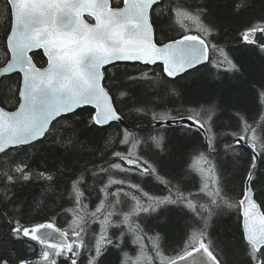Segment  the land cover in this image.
Instances as JSON below:
<instances>
[{
	"label": "snow or ice",
	"instance_id": "1",
	"mask_svg": "<svg viewBox=\"0 0 264 264\" xmlns=\"http://www.w3.org/2000/svg\"><path fill=\"white\" fill-rule=\"evenodd\" d=\"M0 4V264H142L144 228L159 220L161 209L177 213L191 231L171 255L161 250L159 233L150 238L156 255L149 264L157 258L160 264H264V120L250 122L246 115L250 104L264 109V74L258 86L251 82V96L165 107L184 95L180 81L202 69L243 76V66L218 42L219 25L203 0H122V7H113L112 0ZM248 6L249 0H240L235 11ZM85 14L95 23L86 22ZM235 45L264 63V17L245 27ZM34 50H42L46 67L38 65ZM129 63L144 67L125 73V82L112 70ZM142 84L154 89L155 99L135 94ZM61 120L72 129L67 135L66 129L56 131ZM161 129L191 137L178 171L161 169ZM86 133L108 134L98 160L79 169L67 163L34 168L35 156L70 152L72 137ZM242 157L248 159L241 171ZM89 175L103 194L94 210L81 190ZM229 175L240 176L235 198ZM37 181L46 182L41 196L27 204L16 190ZM156 185L167 194L146 190ZM48 192L54 197L45 199ZM125 198L133 201L128 211ZM233 207L242 209L243 221L229 254L211 239L210 229L215 217ZM169 227L170 219L156 225ZM130 243L139 247L137 254Z\"/></svg>",
	"mask_w": 264,
	"mask_h": 264
},
{
	"label": "trees",
	"instance_id": "2",
	"mask_svg": "<svg viewBox=\"0 0 264 264\" xmlns=\"http://www.w3.org/2000/svg\"><path fill=\"white\" fill-rule=\"evenodd\" d=\"M201 0H185V3H200ZM206 5L211 18H214L220 28V40L218 41L221 45L225 46V50L234 59V62L243 66V76L239 73L236 74L235 78H232V74H225L223 72L216 75V70L202 69L201 72L196 73L195 76L187 77L185 80L180 81V85H184V95L182 98L172 97L166 108L175 110L181 106H199L200 104H206L210 101L219 100L220 98L229 99L237 97L240 95L251 96L253 84L251 82L255 81L256 86L262 82V74H264V63L259 60L256 55L251 51H243L238 49L235 45V41L239 38V34L243 31L245 27L251 26L252 24H258L261 22V18L264 17V0H249V6L247 9L241 10L239 13L235 11V3H240V0H203ZM120 0H112V6H120ZM3 11V5L0 4V12ZM204 22L207 23L206 18ZM193 31L195 29L193 28ZM36 55V62L39 66H45V59L41 53H34ZM216 58L219 54H215ZM4 51L0 50V61L3 60ZM141 65L128 64L125 67L123 64L113 68L118 79L127 82V77L125 73H136L137 68H143ZM156 67V66H154ZM162 71V69H159ZM112 75V72L109 73ZM159 80V77H156ZM167 79V78H165ZM171 87V86H169ZM177 90L180 91V86L177 85ZM135 94L145 100L155 99L152 96L154 89L149 87L148 84H142L133 89ZM148 107H151L149 104ZM159 111V109H157ZM127 115V112H125ZM250 122L253 119L264 120V109L250 104L248 106V112L246 113ZM150 119V114H149ZM129 128H133L135 125L128 122ZM62 129L67 131L64 133L67 135L72 129L68 128L63 120L57 125V132H61ZM111 135H116L115 129L109 130ZM139 132L140 130L137 129ZM161 132L165 133V144L166 153H162V160L160 161V166L163 172H175L179 170V166L182 160V152L185 150L186 144L191 139V137H186L184 133L179 129H161ZM108 138V134L96 133H86L77 134L72 137L73 145L71 146L70 152H64L62 149L59 151L47 150L42 152L40 155L34 158V168H39L43 170L44 168H49L54 170L55 167H59L63 163L69 164L74 168H82L86 164H90L93 160H98L101 151L105 148V142ZM222 147V144H221ZM30 155H33L30 153ZM248 157H242L239 162V169L242 171L247 163ZM261 169L264 170V162L261 164ZM195 176V173H193ZM138 179V178H137ZM231 181L228 185L230 189V194L235 198L236 193H238L242 187L240 183V176L236 175L233 178L231 175L227 177ZM106 180V178H105ZM185 181L190 183L188 177H185ZM197 187L199 184V177L196 176ZM46 182L37 181L33 185H30L24 189H17L16 194L20 199H23L27 204H31L33 198L39 199L42 193L41 184ZM100 182L97 181L93 183V179L89 175L86 185L81 187V190L85 193L84 202L90 206V210H94L96 205L99 204L100 199H103V194L100 193ZM2 188V185H0ZM115 190V186L111 189ZM148 190L153 195H166V191L163 190L162 185H156L155 187L146 186ZM53 192H48L45 199L54 197ZM3 196V191H0V197ZM99 196V199L97 198ZM127 200V198H125ZM133 204V201L127 200L124 207V211H128L129 207ZM51 208V205H49ZM264 212V208L261 209ZM39 212V210H37ZM160 218L159 220L153 219L148 227L144 228V235L142 243L143 248V259L142 264H149V258L155 257L156 253L153 248L152 240L158 233L161 236V250L165 255H171L173 249H179L183 241L187 238L186 231L190 234V229L186 230L184 228L185 221L180 218L177 213L169 212L164 209L159 210ZM32 215H37V213H32ZM40 216L43 215L42 212L39 213ZM155 215V214H153ZM39 219V216L37 217ZM69 219L71 216L69 215ZM137 223H142L140 220L133 217ZM171 220V227L169 228H156L157 224H163L165 220ZM63 224V221H61ZM238 225H241L239 208L233 207L231 210H225L223 214L214 218L213 226L210 229L211 239L226 247V251L231 253V249L227 246L234 244L236 241L237 233L239 231ZM143 226V224H142ZM97 231H99V225H93ZM2 239V237H0ZM129 249L132 254H137L139 252V247L137 245L129 244ZM156 264H160L157 258Z\"/></svg>",
	"mask_w": 264,
	"mask_h": 264
},
{
	"label": "water",
	"instance_id": "3",
	"mask_svg": "<svg viewBox=\"0 0 264 264\" xmlns=\"http://www.w3.org/2000/svg\"><path fill=\"white\" fill-rule=\"evenodd\" d=\"M122 1V0H121ZM123 6V5H122ZM121 6V7H122ZM83 19H85V21L86 22H89V23H92V24H94L95 23V21L91 18V17H88L87 16V14H85V16L83 17ZM34 53H41L42 55H43V52H42V50H34V52L33 53H31V54H34ZM44 57V56H43ZM44 59H45V61H46V57H44ZM129 64H131V63H129ZM138 65H141V66H144V65H142V64H138ZM46 66H47V64H46ZM45 66V67H46ZM151 67H154V66H151ZM239 213H240V219H241V225H242V221H243V218H242V209H239Z\"/></svg>",
	"mask_w": 264,
	"mask_h": 264
}]
</instances>
